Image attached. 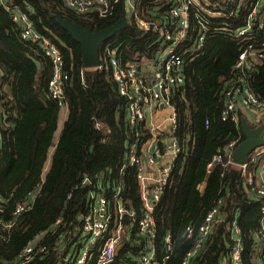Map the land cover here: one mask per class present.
<instances>
[{
	"label": "trees",
	"instance_id": "trees-1",
	"mask_svg": "<svg viewBox=\"0 0 264 264\" xmlns=\"http://www.w3.org/2000/svg\"><path fill=\"white\" fill-rule=\"evenodd\" d=\"M134 1L146 16H150V7L165 5V0ZM7 3L20 9L30 7L34 31L60 52L66 77L63 80L66 118L56 137L60 106L47 91L51 61L41 52L38 42L21 39L19 26L0 6V196L7 208L5 217L19 203L29 200L30 192L38 190L30 210L14 218L13 227L2 231L6 238L0 237V264L14 263L32 241L45 249L29 264H63L65 257L70 254L75 257L81 248L80 216L93 203L90 192L101 175L109 181L99 194L110 199L118 190L124 207L137 213L134 223L123 217L122 225L132 232L137 229L144 201L137 168L128 164V158L131 153L138 155L146 149L151 135L141 128L136 138V131L126 123V102L119 96L103 55L106 50L115 51L122 64L137 57L149 59L164 46L163 39L157 34L143 36L128 18L126 28L100 45V69L85 70L79 45L57 24L55 17L97 32L117 22L122 0L106 18L96 13L79 15L61 0H7ZM252 38L254 45L263 44L264 49V28L255 31ZM246 44L244 37L235 38L231 33L211 29L198 53L184 55L185 80L171 97L176 125L169 134L177 139L182 151L164 162L171 171L152 213L156 230L151 243L153 264H182L194 240L193 236H183L186 228L196 232L218 200L220 206L209 233L189 264H220L231 251L233 222L242 239V264H257L260 248L257 231L264 198H254L243 187L255 166L247 165L244 176L234 165L215 164L208 168L213 156L222 154L229 142L237 137L239 143L244 140L240 118L237 122L230 118L222 120L221 113L225 103L223 88L235 82V75H242L233 67L240 48ZM33 60L39 63V69ZM254 67L247 72L249 88L264 99V50ZM249 126L255 128L254 124ZM162 139L160 135L161 149L166 152L167 142ZM37 185L40 189L35 190ZM112 225L91 249L85 264H97L102 244L114 235ZM146 243L143 237L128 240L121 236L117 255L109 264H137V255Z\"/></svg>",
	"mask_w": 264,
	"mask_h": 264
},
{
	"label": "built area",
	"instance_id": "built-area-1",
	"mask_svg": "<svg viewBox=\"0 0 264 264\" xmlns=\"http://www.w3.org/2000/svg\"><path fill=\"white\" fill-rule=\"evenodd\" d=\"M63 5L81 15L96 13L100 18L113 14L119 0H61ZM122 5L127 8V21L131 19L143 36L157 34L163 39V45L154 57L145 59L135 58L126 63L120 62L115 51L106 50L103 59L110 65L112 76L119 96L126 102V123L130 129L138 131L143 128L151 137L147 141L146 149L138 155L131 153L128 164L137 168V176L144 207L138 216L136 231L123 227L122 218L134 223L136 211L126 209L118 198V190L109 199L99 194L108 185V179L99 176L97 186L90 192L89 198L93 200L89 210L80 216V242L81 248L75 255H68L63 264H85L92 248L96 247L104 236L114 229V235L104 241L100 248L97 264H109L117 255L119 239L121 236L132 240L133 237H143L147 240L137 255V264H153V249L151 243L155 237V225L152 217L156 203L159 202L166 185L170 168L164 164L169 156L176 157L182 151L177 139L170 136L176 125V111L171 103L173 91L184 83L183 64L184 55L192 56L198 53L203 45L207 31L218 30L222 33H231L235 38L244 37L246 46L240 48L237 61L233 70L242 74L234 78V83L223 88L225 103L221 113L222 120L238 121V112L244 114L255 113L261 122H264V99L258 98L249 88L247 72L254 70L263 54V44L254 45L252 34L263 29L264 0H165V5L160 8L152 6L149 15L141 11L134 0H122ZM0 6L9 14L11 20L20 28L21 39L38 42L40 50L51 61V77L47 91L49 96L56 100L60 107H65L63 93V58L58 49L47 38L34 31L29 14L32 9L10 6L7 0H0ZM100 63V58H99ZM100 69V66L97 67ZM66 110V108H65ZM0 109V120H1ZM158 120V121H155ZM167 142L166 152H163L159 143V136ZM162 139V140H163ZM240 137L229 142L224 147L222 154L213 156L208 168L215 164L222 167L234 165L231 162L233 150L238 146ZM135 147V146H134ZM223 157L227 160L224 162ZM254 165V171L244 181L243 187L254 198H264V147H259L248 156L245 164L237 166L241 175H246L247 165ZM145 166L148 169L145 170ZM236 166V165H234ZM146 171V173H145ZM103 182V183H102ZM91 185V183H85ZM40 189L37 185L35 190ZM38 193L30 192L29 200L19 203L13 212L6 216L7 208L0 196V237L6 238L2 231H7L14 225V218L30 210ZM217 201L205 216L204 220L194 232L191 227L186 228L187 237H194L190 251L183 258L182 264H189L190 259L197 253L206 239L213 217L220 206ZM262 220L257 231L260 244L257 254V264H264V204L261 208ZM58 223V222H57ZM233 244L228 256L220 264H242L243 244L240 230L233 222L230 228ZM135 235V236H134ZM195 235V236H194ZM169 242V236L166 237ZM36 241L29 242L17 255L12 264H29L37 253L44 251V246H37ZM148 248L151 251H142ZM72 252V251H71Z\"/></svg>",
	"mask_w": 264,
	"mask_h": 264
},
{
	"label": "water",
	"instance_id": "water-1",
	"mask_svg": "<svg viewBox=\"0 0 264 264\" xmlns=\"http://www.w3.org/2000/svg\"><path fill=\"white\" fill-rule=\"evenodd\" d=\"M127 8L123 6L119 19L112 26L91 32L83 29L80 25L55 17L57 24L65 30L70 37L79 45L81 52L82 69H94L99 66V47L102 43L111 39L117 32L128 26L126 17ZM37 69L39 63L33 60ZM8 92L9 88H5ZM244 140L238 144L231 155V162L236 166L246 163L247 158L259 147H264V122L256 128H251L245 118L239 121ZM186 233L183 234L185 236Z\"/></svg>",
	"mask_w": 264,
	"mask_h": 264
},
{
	"label": "rangeland",
	"instance_id": "rangeland-1",
	"mask_svg": "<svg viewBox=\"0 0 264 264\" xmlns=\"http://www.w3.org/2000/svg\"><path fill=\"white\" fill-rule=\"evenodd\" d=\"M241 110H239V112H238V113H240L241 117L244 116L249 124H254L255 128L263 123V122H261L262 121L261 119H263L262 117L259 118V116H257L255 113H249L248 114L249 119H248ZM65 113L66 112H65L64 108L60 107L59 118H58V130L56 133V137H58L59 132L61 131L62 124H63L64 117H65ZM237 117H238V115H237ZM241 117H238V118H241ZM263 137H264V132H263Z\"/></svg>",
	"mask_w": 264,
	"mask_h": 264
},
{
	"label": "crops",
	"instance_id": "crops-1",
	"mask_svg": "<svg viewBox=\"0 0 264 264\" xmlns=\"http://www.w3.org/2000/svg\"><path fill=\"white\" fill-rule=\"evenodd\" d=\"M65 112H66V110H65ZM245 116L249 119V116H248V114H245ZM259 116V115H258ZM65 118H66V113H65V117H64V120H65ZM243 118H245L244 116H243ZM246 119V118H245ZM155 121H158V120H155ZM63 123H64V121H63ZM62 126H63V124H62Z\"/></svg>",
	"mask_w": 264,
	"mask_h": 264
},
{
	"label": "clouds",
	"instance_id": "clouds-1",
	"mask_svg": "<svg viewBox=\"0 0 264 264\" xmlns=\"http://www.w3.org/2000/svg\"><path fill=\"white\" fill-rule=\"evenodd\" d=\"M241 118H242V117H241ZM241 118H240V119H241Z\"/></svg>",
	"mask_w": 264,
	"mask_h": 264
},
{
	"label": "bare ground",
	"instance_id": "bare-ground-1",
	"mask_svg": "<svg viewBox=\"0 0 264 264\" xmlns=\"http://www.w3.org/2000/svg\"><path fill=\"white\" fill-rule=\"evenodd\" d=\"M248 159V158H247Z\"/></svg>",
	"mask_w": 264,
	"mask_h": 264
}]
</instances>
